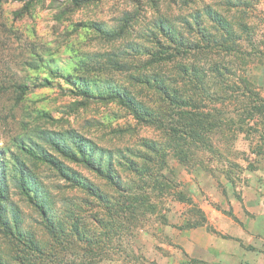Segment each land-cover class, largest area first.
Masks as SVG:
<instances>
[{"label":"rangeland","instance_id":"374dc122","mask_svg":"<svg viewBox=\"0 0 264 264\" xmlns=\"http://www.w3.org/2000/svg\"><path fill=\"white\" fill-rule=\"evenodd\" d=\"M228 2L237 5L228 8ZM21 6L22 2L11 0L0 5V151L9 148L19 152L12 145L14 136L28 143L26 133L37 126L55 132L75 129L112 152H147L146 140L156 141L168 152L165 164H156L162 187L152 181L138 180L154 206L153 212L129 222L130 231L120 238L109 241L104 237L95 247L94 264H214L187 253L192 246L204 245L208 235L220 238L228 248L241 247L240 262L235 264H264V118L248 117L244 109L247 103L239 94L244 79L264 97V0H192L186 4L181 0H96L80 7L72 6L67 0H42L28 11L23 9L22 15L16 14L14 11ZM193 6H212L235 22L236 52L216 49L189 56V61L195 60L206 69L208 91L220 92L221 83L210 72L214 63L231 70L224 77L230 88H221L226 94L224 101H212L205 96L198 102L204 112L216 115L220 110L224 114L218 116L223 121L235 122L222 125L210 135L217 152L188 146L187 159L180 162L164 146L166 140L161 128L137 123L117 103L77 97L66 90L59 78L50 86L32 84L35 69L31 66L40 57L53 58L55 67L60 69L75 71L77 65L76 71L91 82L105 77L103 54L118 52L134 40L142 42L144 49H150L144 32L156 12L179 20L178 15L189 13L188 8ZM132 16L131 28L121 38L111 40L106 36L107 30H116L124 17ZM204 23L208 25L205 18ZM240 23L246 24L243 32ZM99 26L101 30L97 29ZM128 50L129 72H134L147 57ZM148 68L159 74L173 72L172 63H156ZM129 72L115 73L113 78L124 82ZM15 81L30 85L19 104L11 95ZM146 94L143 90L140 100L158 106L154 96ZM185 109L192 111L194 107ZM81 172L110 191L95 174L85 169ZM177 191L190 197L192 203L177 200L174 196ZM77 200L85 209L81 216L99 232L93 219L97 202L82 192ZM195 208L202 210L205 224L188 227V222L200 217ZM221 262L233 264L224 258L218 264ZM67 263L72 264H64Z\"/></svg>","mask_w":264,"mask_h":264},{"label":"trees","instance_id":"16d2710c","mask_svg":"<svg viewBox=\"0 0 264 264\" xmlns=\"http://www.w3.org/2000/svg\"><path fill=\"white\" fill-rule=\"evenodd\" d=\"M6 1L9 0H0V5ZM11 1L22 2L21 8L14 11L22 15L23 9L28 11L42 0ZM67 1L80 7L96 0ZM181 1L186 4L192 0ZM236 3L226 5L231 8ZM188 10L189 13L178 15L179 20L155 10L148 30L144 32L150 49H144L142 42L134 40L118 52L103 54L105 77L91 82L76 71L77 65L73 68L75 71L60 69L55 67L53 58L40 57L34 59L31 66L35 69L32 84L50 86L55 78H59L65 83L66 90L77 97L117 103L137 123L161 128L166 140L164 146L170 148L180 162L186 161V152H190L188 146L217 152L210 135L222 125L235 122L232 119L223 121V117L218 116L224 114L220 110L216 115L204 112L198 102L205 96L212 101H224L226 94L221 88H230L224 77L231 70L214 63L210 72L222 85L220 92H211L207 90L206 69L195 60L189 61V56L216 49L236 52L235 22L212 6H193ZM133 19V16L124 17L116 30L105 32L106 36L111 40L121 38ZM238 25L242 32L246 30V24ZM97 29L101 30V27ZM141 48L144 51L141 52ZM128 49L147 57L134 72H129ZM156 63H172L173 72L159 74L147 70ZM123 71L129 72L124 82L113 78L115 73ZM245 81L241 79L243 90L239 94L247 103L246 115L264 118V97ZM29 87L24 82H13L11 95L16 104L21 103ZM143 90L148 92V97L154 96L153 101L159 102L158 106L140 100ZM187 106H193L194 110L188 111ZM26 134L28 143L17 135L12 140L19 152L9 148L0 151V264H94L95 247L104 237L109 241L120 238L130 231L129 222L153 212L154 206L138 180L152 181L162 187L157 179L156 164H165L168 152L156 141H145L150 152L147 149V152H112L75 129L55 132L32 126ZM82 169L95 174L110 191L94 183L81 172ZM79 192L97 202L96 218L93 219L99 232L81 216L85 209L78 204ZM174 196L192 203L181 191L174 192ZM194 212L200 217L188 222L187 226H203L206 219L202 210L195 208Z\"/></svg>","mask_w":264,"mask_h":264},{"label":"crops","instance_id":"0c3cea01","mask_svg":"<svg viewBox=\"0 0 264 264\" xmlns=\"http://www.w3.org/2000/svg\"><path fill=\"white\" fill-rule=\"evenodd\" d=\"M232 240L233 239H229L228 241ZM239 249H241L239 245H234L231 246V248H228L226 242H223L222 240H220V238L208 235L206 236L204 245H201L199 247L192 246L190 251L187 250V253L190 256H198L200 260L205 259V261L214 264L220 263L221 258H224V260H227L228 262L230 261L235 264L238 263V261L240 262L238 258V254L240 253ZM262 256L264 257V254H262ZM223 263L226 264L225 262Z\"/></svg>","mask_w":264,"mask_h":264}]
</instances>
